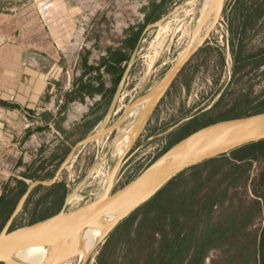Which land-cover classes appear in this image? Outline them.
<instances>
[{
  "label": "rangeland",
  "instance_id": "374dc122",
  "mask_svg": "<svg viewBox=\"0 0 264 264\" xmlns=\"http://www.w3.org/2000/svg\"><path fill=\"white\" fill-rule=\"evenodd\" d=\"M32 1L0 0V9L12 13ZM206 1L57 0L56 13L66 9L72 17L69 27L55 33L71 39L64 46L69 67H75L73 80L81 82L103 60L126 61L102 75L109 101L87 105L102 94L94 76L93 84L72 96L90 116L81 113L62 139L45 137L7 163L0 180V233L35 181H51L76 144L115 125L131 102L156 88L198 44L213 21V0L203 10ZM223 6L218 25L154 110L138 107L116 132L76 150L54 185L33 189L11 230L101 198L110 180L109 193L117 192L202 128L264 113V0H225ZM203 14L211 16L202 25ZM116 77L122 78L118 88ZM205 163L119 221L86 261L77 255L67 264H264V144Z\"/></svg>",
  "mask_w": 264,
  "mask_h": 264
},
{
  "label": "crops",
  "instance_id": "0c3cea01",
  "mask_svg": "<svg viewBox=\"0 0 264 264\" xmlns=\"http://www.w3.org/2000/svg\"><path fill=\"white\" fill-rule=\"evenodd\" d=\"M56 2L33 0L12 13L0 9V180L7 163L18 161L26 146H40L45 137L62 139L66 130L81 121V113L90 112L88 108L80 110L82 105L72 96L80 87L93 84L94 76L100 77L96 89L102 94L98 99L90 98L87 105L99 107L111 99L108 93L103 95L102 75L110 67L118 70L120 64L103 60L94 71L85 72L81 82L73 80L75 67H69L68 47L64 46L71 39L55 33L69 27L72 17L61 8L59 11L64 12L58 15ZM59 7H63L61 2ZM62 78L66 80L64 85ZM115 80L114 87L118 88L122 78Z\"/></svg>",
  "mask_w": 264,
  "mask_h": 264
},
{
  "label": "water",
  "instance_id": "95a60500",
  "mask_svg": "<svg viewBox=\"0 0 264 264\" xmlns=\"http://www.w3.org/2000/svg\"><path fill=\"white\" fill-rule=\"evenodd\" d=\"M224 2L225 0L213 1V21L211 26L198 44L184 54L183 58L180 59L177 65L165 76L164 80L156 88L143 95V97L131 102L123 116L115 122V125L88 136L87 139L76 144L68 157L60 165V170L51 181H35L28 188L15 208L14 213L5 224V228L0 233V264H17L12 258L21 250L33 247L34 245L58 244L73 240L83 231L97 226L98 222L105 216L119 214V220L106 231L107 234L119 224V221L129 216L134 210L156 196L163 187L173 181L175 177L188 171V169L202 165V163L218 157L229 155L231 152L241 149L246 145L264 141V113L215 123L193 133L173 147V150L183 147L186 149L184 154L171 157L170 155L173 152L171 150L148 166L131 183L119 189L117 192L109 193L112 185V180H110L107 191L101 198L80 206L76 210L62 211L61 213L48 217V219L36 222L31 226L11 230L14 220L18 217L33 189L36 186L47 187L54 185L61 173L71 162L76 150L116 132L129 114L144 103L154 100V106L156 105L160 97L176 79V76L183 70L186 63L198 52L199 48L203 46L214 28L218 25L224 8ZM205 136L207 138L201 145H196V141ZM130 146L131 144L121 159H124L129 153ZM69 260H71L70 255H66L63 258L54 256L48 264H65Z\"/></svg>",
  "mask_w": 264,
  "mask_h": 264
},
{
  "label": "bare ground",
  "instance_id": "6f19581e",
  "mask_svg": "<svg viewBox=\"0 0 264 264\" xmlns=\"http://www.w3.org/2000/svg\"><path fill=\"white\" fill-rule=\"evenodd\" d=\"M210 2L211 0L206 1L205 9L203 10H207V7L210 5L208 3ZM211 14H213L212 10ZM211 14L209 15L211 16ZM209 15L203 14L202 18L200 19L202 25L209 18ZM202 25L199 26L197 32L195 33L196 41L198 40V34L202 28ZM154 104L155 101L152 100L144 103L142 106L147 109L148 113H150L154 108ZM206 138L207 137L205 136L201 137V139H198L196 141V145L200 146ZM185 150L186 149H184L183 147L176 148L175 150H173L170 156L173 157L184 154L186 152ZM119 217V214L105 216L102 220L98 222L97 226L90 227V229L83 231L82 233L78 234L73 240H68L58 244L34 245L33 247L21 250L20 252L16 253L12 260L17 264H48L52 257H63V255L67 253V255L71 256V259H74L78 255L77 259H79V262L82 263L90 257L93 250H95V247L97 246L98 242L104 238L106 231L112 225L117 223ZM67 263L68 262H66L65 264Z\"/></svg>",
  "mask_w": 264,
  "mask_h": 264
},
{
  "label": "trees",
  "instance_id": "16d2710c",
  "mask_svg": "<svg viewBox=\"0 0 264 264\" xmlns=\"http://www.w3.org/2000/svg\"><path fill=\"white\" fill-rule=\"evenodd\" d=\"M152 23H155V21H151ZM141 33V32H140ZM140 40V37H139V35H136V38H135V41H134V47L136 46V44H137V42ZM117 56V55H116ZM113 58H115V57H113ZM115 61H116V63L117 64H121V63H123V62H125L126 60H124V58H120V59H116L115 58ZM261 144H264V141H260V142H258V143H256V144H250V145H246V146H244L243 148H241V149H238V150H235V151H233V152H231L230 154H234V153H236V152H238V151H241V150H244V148H248V147H253V146H258V145H261ZM229 154V155H230ZM217 159V158H216ZM216 159H213V160H210V161H207L206 163H210V162H213V161H216ZM205 163V164H206ZM199 167V166H198ZM196 168V167H195ZM194 169V168H193ZM175 180V179H174Z\"/></svg>",
  "mask_w": 264,
  "mask_h": 264
}]
</instances>
